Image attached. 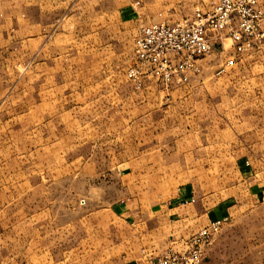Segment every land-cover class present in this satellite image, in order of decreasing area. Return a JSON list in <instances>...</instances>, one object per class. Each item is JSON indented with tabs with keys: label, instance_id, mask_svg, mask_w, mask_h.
Segmentation results:
<instances>
[{
	"label": "rangeland",
	"instance_id": "obj_1",
	"mask_svg": "<svg viewBox=\"0 0 264 264\" xmlns=\"http://www.w3.org/2000/svg\"><path fill=\"white\" fill-rule=\"evenodd\" d=\"M216 2L103 0L97 3L96 13L89 14L86 0H73L50 17L49 30L32 45L23 30H6L1 24L0 264L85 262L72 250L81 241L75 234L77 220L101 209L89 207L99 194L109 202L129 198L112 174L119 162L130 169L138 163L151 167L153 174L146 180L151 189L144 193L150 201L168 197L171 191L164 188L168 183L173 190L186 183L196 186L201 159L154 161V148L163 143L166 148L178 145L168 139L153 140L148 122L158 117L153 110V102L158 101L143 88L137 90L126 73L134 63V36L146 23L179 21ZM259 2L264 11V0ZM17 4L18 0H4L1 8L23 12L24 5ZM131 6L139 20L137 28L124 13ZM224 45L222 55L215 53L203 61L201 80L188 87L203 83L205 87L215 81L206 79L210 74L220 78L236 73L242 94L237 87L239 92L224 89L221 96L234 105L264 104V46L215 76L231 55L230 41ZM193 97L200 102L201 90ZM160 98L173 108L166 117L184 118L185 105L173 103L176 97L168 100L160 94ZM206 98L217 101L214 94ZM178 129L180 141L184 130ZM208 162L215 175L217 160ZM104 187L109 189L96 191ZM242 215L240 222L229 219L214 235L203 264H264V206L247 208ZM83 230L81 223L82 237Z\"/></svg>",
	"mask_w": 264,
	"mask_h": 264
},
{
	"label": "crops",
	"instance_id": "obj_2",
	"mask_svg": "<svg viewBox=\"0 0 264 264\" xmlns=\"http://www.w3.org/2000/svg\"><path fill=\"white\" fill-rule=\"evenodd\" d=\"M101 1L86 0L88 13H96L97 3ZM71 2L73 0H18L20 6L24 5L22 12L1 8L4 0H0V33L2 27L15 32L23 30L32 45L49 30L50 17L63 12ZM132 9H125L124 13L127 18L131 17L129 22L137 28L139 20L135 12L130 11ZM22 13L24 19L20 17ZM150 23L156 22L146 24ZM1 24L4 25L1 27ZM210 75L206 79L215 81L207 82L205 87L202 82L201 87L171 88L165 92L162 85L153 80H145L142 87L158 101L153 102V110L159 113L158 117L148 122L153 126V140L159 138L161 143L168 139V142L178 145L175 149L166 148L163 143L158 150L154 148V161L201 159V178L195 181L197 188L193 183H186L173 190L168 183L164 188L171 194L164 199L150 201L144 193L151 189L146 181L153 174L151 167L138 163L130 169L119 162L113 167L112 174L122 182V190L129 192V198L109 202L99 194L94 203L89 201V207L101 209L90 211L77 220L79 227H76L75 234L81 241L72 250L80 255V259L84 257L82 264H144L147 256H157L168 249L185 250V242L210 222L223 218L230 219V223L240 222L247 208L264 206V104L234 105L227 102L226 97L221 96L222 90L239 92L242 87L237 81L239 77L235 76L236 73L220 78ZM232 77L235 80L230 82ZM200 90L201 101L196 102L193 96ZM160 94L168 95L172 100L176 97L173 103L185 105L183 119L165 116L173 108L166 99V102L161 100ZM212 94L217 95L216 102L206 98ZM218 96L222 102H218ZM143 105H146L144 101ZM148 123L142 125L147 126ZM178 127L184 130L180 141ZM174 131V138L170 139ZM231 159V164L225 162ZM208 160H217L215 175L212 171L210 173ZM127 169L130 171L126 172ZM125 180L126 184L123 183ZM105 189L109 188H96V191ZM197 189L201 190L200 193ZM81 223L84 226L83 237Z\"/></svg>",
	"mask_w": 264,
	"mask_h": 264
},
{
	"label": "built area",
	"instance_id": "obj_3",
	"mask_svg": "<svg viewBox=\"0 0 264 264\" xmlns=\"http://www.w3.org/2000/svg\"><path fill=\"white\" fill-rule=\"evenodd\" d=\"M225 40L231 43V55L215 76L264 46V11L258 0H217L179 21L141 27L133 39L134 63L127 79L137 90L148 79L160 83L165 92L188 87L201 80L203 61L226 51ZM227 223V218L210 222L185 242V250L147 256L144 264H203L214 235Z\"/></svg>",
	"mask_w": 264,
	"mask_h": 264
}]
</instances>
